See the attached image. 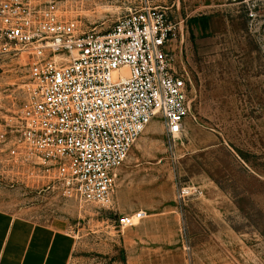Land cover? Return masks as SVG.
Wrapping results in <instances>:
<instances>
[{"label":"rangeland","instance_id":"rangeland-1","mask_svg":"<svg viewBox=\"0 0 264 264\" xmlns=\"http://www.w3.org/2000/svg\"><path fill=\"white\" fill-rule=\"evenodd\" d=\"M82 31L105 33L130 9L184 21L173 65L190 113L172 143L155 119L117 169L109 206L64 196L22 141L36 98L27 54L0 57V208L74 236L70 264H264V0H31ZM144 211L123 231L116 221Z\"/></svg>","mask_w":264,"mask_h":264},{"label":"built area","instance_id":"built-area-1","mask_svg":"<svg viewBox=\"0 0 264 264\" xmlns=\"http://www.w3.org/2000/svg\"><path fill=\"white\" fill-rule=\"evenodd\" d=\"M252 4L250 17L262 0ZM166 8L130 11L105 33L82 31L54 7L0 0V57L27 54L36 98L21 113L20 136L64 196L109 206L117 169L159 119L174 143L190 113L186 73L173 65L184 21ZM144 211L116 221L123 231Z\"/></svg>","mask_w":264,"mask_h":264},{"label":"crops","instance_id":"crops-1","mask_svg":"<svg viewBox=\"0 0 264 264\" xmlns=\"http://www.w3.org/2000/svg\"><path fill=\"white\" fill-rule=\"evenodd\" d=\"M75 245L66 230L0 208V264H70Z\"/></svg>","mask_w":264,"mask_h":264},{"label":"bare ground","instance_id":"bare-ground-1","mask_svg":"<svg viewBox=\"0 0 264 264\" xmlns=\"http://www.w3.org/2000/svg\"><path fill=\"white\" fill-rule=\"evenodd\" d=\"M179 136H181V135H176V137H179ZM176 137H175V138H176Z\"/></svg>","mask_w":264,"mask_h":264}]
</instances>
